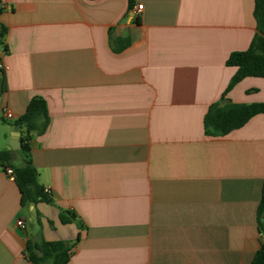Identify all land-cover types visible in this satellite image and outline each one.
<instances>
[{"label": "crops", "instance_id": "obj_1", "mask_svg": "<svg viewBox=\"0 0 264 264\" xmlns=\"http://www.w3.org/2000/svg\"><path fill=\"white\" fill-rule=\"evenodd\" d=\"M1 3L0 150L43 98L50 124L30 156L54 205L22 207L0 167V264H31L29 240L79 236L68 264H251L264 244V116L226 137L207 136L204 119L214 104L264 103L261 78L227 92V60L256 34L254 0Z\"/></svg>", "mask_w": 264, "mask_h": 264}, {"label": "trees", "instance_id": "obj_2", "mask_svg": "<svg viewBox=\"0 0 264 264\" xmlns=\"http://www.w3.org/2000/svg\"><path fill=\"white\" fill-rule=\"evenodd\" d=\"M3 13L0 0V17ZM254 18L256 34L247 51L232 53L227 66L235 67L237 72L230 82L227 92L246 78H261L264 80V0H254ZM8 29L0 22V60L1 54L7 52ZM4 92V72L0 69V96ZM264 116V103L239 105V104H214L204 119L205 134L209 137H226L235 130L244 127L253 117ZM50 124L48 106L41 97H34L30 101L22 117L12 123L13 128L22 134L21 152L24 154L23 164H13V151L0 150V167L11 168L14 171V182L21 193V206L43 202L54 205L52 198L44 192L39 183V174L34 167L30 152L31 141L34 136L44 135ZM74 214L61 211L60 220L63 224L71 223ZM259 232L264 237V184L261 202L258 207ZM80 241V236L75 243L64 241L47 242L29 240L25 247V256L31 264H68L73 249ZM251 264H264V244L255 254Z\"/></svg>", "mask_w": 264, "mask_h": 264}, {"label": "built area", "instance_id": "obj_3", "mask_svg": "<svg viewBox=\"0 0 264 264\" xmlns=\"http://www.w3.org/2000/svg\"><path fill=\"white\" fill-rule=\"evenodd\" d=\"M142 10H143V5H137L136 6V15H139L142 12ZM1 68H2V66L0 65V69ZM3 115H4V118L7 119V120H12L13 119V115L10 112H8L7 110L4 111ZM5 174L10 179H13L14 180V171L11 168L5 169ZM44 192L47 195H50L51 194V191H50L49 188L44 189ZM17 224H18L19 227L24 228V223L22 221H19Z\"/></svg>", "mask_w": 264, "mask_h": 264}, {"label": "water", "instance_id": "obj_4", "mask_svg": "<svg viewBox=\"0 0 264 264\" xmlns=\"http://www.w3.org/2000/svg\"><path fill=\"white\" fill-rule=\"evenodd\" d=\"M21 134L18 132L13 133L11 136V141L9 142V145L7 147L8 151H21L22 149V143L20 140Z\"/></svg>", "mask_w": 264, "mask_h": 264}, {"label": "rangeland", "instance_id": "obj_5", "mask_svg": "<svg viewBox=\"0 0 264 264\" xmlns=\"http://www.w3.org/2000/svg\"><path fill=\"white\" fill-rule=\"evenodd\" d=\"M13 162H14V164H16V165H19V164H20L19 159H18V160L14 159Z\"/></svg>", "mask_w": 264, "mask_h": 264}]
</instances>
